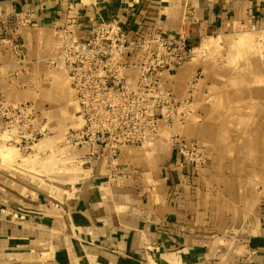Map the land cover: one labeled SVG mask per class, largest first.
Here are the masks:
<instances>
[{
	"label": "crops",
	"instance_id": "crops-1",
	"mask_svg": "<svg viewBox=\"0 0 264 264\" xmlns=\"http://www.w3.org/2000/svg\"><path fill=\"white\" fill-rule=\"evenodd\" d=\"M109 21L132 44L185 39L183 64L159 79L168 101L155 111L159 128L87 137L85 176L68 195L0 203V264H264V207L233 188L249 183L244 173L216 158L182 162L171 141L218 150L217 98L205 95L218 69L195 54L205 38L264 30V0H0V132L24 136L27 115L35 136L73 129L66 43ZM137 76L129 70L127 83ZM256 85L264 103L260 78Z\"/></svg>",
	"mask_w": 264,
	"mask_h": 264
},
{
	"label": "rangeland",
	"instance_id": "rangeland-1",
	"mask_svg": "<svg viewBox=\"0 0 264 264\" xmlns=\"http://www.w3.org/2000/svg\"><path fill=\"white\" fill-rule=\"evenodd\" d=\"M195 55L218 69L216 82L205 91L207 98H217L218 113L217 120L212 122L211 142L218 150L207 152L201 143L189 141L197 143L200 149L193 155L191 164L197 168L217 159L220 166L233 167L234 176L244 173L249 183L234 184V192H249L254 199L251 207H264V103L259 104V89L255 87L258 78L264 84V30L251 25L235 30L224 39L205 38ZM64 64L67 66L65 61ZM243 76L249 81L243 82ZM261 92L264 96V87ZM75 96L73 92L71 107L76 113L73 129L64 136L52 139L31 134L34 123L29 115L22 123L24 136L0 132L1 204H18L29 197L56 199L68 195L75 183L85 176L83 147L87 137L94 136L95 141H101L104 134L113 130L143 132L159 128L154 115L161 104L151 106L149 118L85 120ZM169 105L172 112L180 106L172 101ZM152 118L155 119L150 120ZM178 140L183 139L175 135L171 140L173 146ZM175 154L178 156L176 150Z\"/></svg>",
	"mask_w": 264,
	"mask_h": 264
},
{
	"label": "built area",
	"instance_id": "built-area-1",
	"mask_svg": "<svg viewBox=\"0 0 264 264\" xmlns=\"http://www.w3.org/2000/svg\"><path fill=\"white\" fill-rule=\"evenodd\" d=\"M184 48L183 38L132 44L127 41L126 29L117 21L92 26L86 40L72 37L66 43L63 60L81 115L85 120L149 118L152 105L168 103L159 79L164 70L172 71L183 64ZM137 50L144 54L137 55ZM129 70L138 73L133 86L126 81ZM174 147L180 159L189 163L200 150L197 143L185 140H178Z\"/></svg>",
	"mask_w": 264,
	"mask_h": 264
},
{
	"label": "bare ground",
	"instance_id": "bare-ground-1",
	"mask_svg": "<svg viewBox=\"0 0 264 264\" xmlns=\"http://www.w3.org/2000/svg\"><path fill=\"white\" fill-rule=\"evenodd\" d=\"M111 121V120H110Z\"/></svg>",
	"mask_w": 264,
	"mask_h": 264
}]
</instances>
